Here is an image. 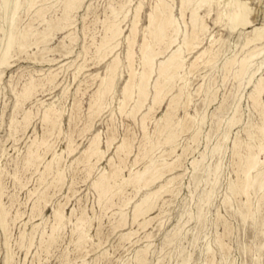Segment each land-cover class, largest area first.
Here are the masks:
<instances>
[{"label": "rangeland", "instance_id": "1", "mask_svg": "<svg viewBox=\"0 0 264 264\" xmlns=\"http://www.w3.org/2000/svg\"><path fill=\"white\" fill-rule=\"evenodd\" d=\"M64 1L34 0L30 9L19 11V28L29 26L34 35L27 45L11 49L7 66L0 68V207L5 222V227L0 222V264H141L139 255L143 264H264V188L251 189L248 196L240 183L236 191L230 189L245 169L248 153L264 161V88L257 101L249 97L254 82L264 78V65L259 67L264 52L248 61L243 75L238 69L247 50L255 47L245 46L251 30L264 25V0H242L249 12L244 26L231 21L233 0H210L209 7L199 10L206 24L203 42L197 52H183L188 64L210 47L209 60L192 72L181 70L188 88L159 121L179 82L152 111L150 93L132 115V101L119 108L129 72L141 69L143 26L158 0H80L72 25L60 29ZM162 1L173 7L181 41L189 31V13L182 19L180 0ZM43 6L41 21L37 11ZM137 6L134 37L128 34ZM114 19L123 33L109 41L114 47L110 53L101 44ZM128 39L133 42L129 63ZM115 56L113 89L102 98L99 112L89 113L100 78ZM142 113L149 115L144 129ZM169 120L177 133L172 153L163 143ZM178 125L187 131L178 132ZM95 134L102 153L90 159L85 150ZM145 166L161 173L148 188L137 191L131 178L123 181ZM101 178L111 184L104 197L94 186ZM167 180L151 212L134 219V203Z\"/></svg>", "mask_w": 264, "mask_h": 264}, {"label": "bare ground", "instance_id": "2", "mask_svg": "<svg viewBox=\"0 0 264 264\" xmlns=\"http://www.w3.org/2000/svg\"><path fill=\"white\" fill-rule=\"evenodd\" d=\"M209 1L210 0H180L179 5H178V11H179V14L181 15L182 19L184 18L186 12L189 13V21H188L189 22V31L184 37L182 36L183 39L182 40L180 39L181 41H178V42H177V36H178L179 28L177 26L178 23H176V18L173 14L172 5L170 3H168L167 1L158 0V1H155V3H153V5L150 6L151 12H149L150 14L147 16V23L143 26V36L141 38L142 43H141V45H139V53H140L139 65H140L141 69L137 73L135 71H132V70L129 72L128 78L125 80V82L122 86V89H121L122 99L119 102V108L120 109L122 108V106L124 104L132 101V104H131L132 106H131V110H130L131 115L138 112L139 110H141L143 105L148 101V99H150V98H148L149 93H150L151 94V100L148 102V105H149L148 110H151L154 105L161 104L163 97L166 96L165 94L168 92H171L172 88L177 84V82H179L177 92L174 95L172 94L171 100L168 104V107H167L165 113L162 116H160L158 121L160 119H164L167 116V114H168V112H169V110L173 104H176V105L179 104V103L177 104L178 98H180V96L183 94V91L188 88V83L184 79L185 74L181 73V70L184 68H187V70H189V72H192L199 65V62L206 63L209 60V59H207L206 56L208 54H210V52H211L210 47H207L205 50L200 51L199 54L197 56H195V58L188 64H186V62H185L186 56L184 55V52H183V48L186 50L187 55H189L193 52H197L195 49H198L199 46L202 44L203 36L206 33V24L203 21V17L199 13V10L204 6L209 7L211 5V3ZM33 2H34V0H0V11H1V18H2V25L0 26V31H1V36H0V68L7 66V64L9 62L8 59H9V53H10L11 49H13L15 47L19 48L22 45H27L29 39L34 35L32 28L29 26L25 27L24 29L19 28V11L21 9H24V8H26V10L30 9L33 5ZM209 3H210V5H209ZM233 6H234L233 7L234 9L231 12V21L233 22L234 26H244V25L248 24L249 21L247 20V15L249 12H247L248 10H247V5H246L245 1L233 0ZM79 7H80V0H65L64 1L63 6H62V13H61V16L59 18V23H60L59 28L60 29L65 28V27L67 28V26L72 25V21H71L72 15ZM140 8H141V6L136 7L135 13L133 15V19H131L132 21H131V27L129 29V34H128L129 36H131L130 34L134 33V37H135L138 12H139ZM120 10H122V9H120ZM45 13H46L45 6L41 7L40 9L38 8L37 14H38V17L41 19V21L45 20ZM111 13L116 14L115 9H113L111 11ZM117 14L119 15L118 11H117ZM120 14H122V13H120ZM123 18H124V16H123ZM122 20L123 19H121V22H122ZM119 23L117 22L116 19H114L111 22H109L105 28L106 33H105L104 38L102 39V41H104V42L101 45L104 48H107V50L109 49L110 53H112V50L114 47H110L108 45L109 41L111 42L113 39L115 40V38L118 37L120 35V33H123L120 31L119 26L121 24L119 25ZM49 27H50V23L46 22V30H48ZM251 33H252V37L246 40L245 46H247L250 43H253L255 45V47L248 49L245 56L240 60L239 66H238L240 75L244 74L246 67L248 65V61L251 58H253L255 56L258 57V55H260L264 52V45H263V43H264V25L255 26L251 30ZM43 34H45V32ZM68 34H71V33L69 32ZM44 36L45 35H43L42 37H44ZM148 38L150 39V41H148ZM35 39H36V37H35ZM43 40L41 39V41H43ZM213 41L214 40H212L211 43ZM132 43L133 42L130 39H128L127 48L125 50V59H126L127 63L130 62V60L132 59V56H133ZM114 45H116V44H114ZM96 48L98 49V46ZM99 51H101V50L99 49ZM118 63H119L118 56H115L113 59H111V61L109 63H107L106 69H105V75L100 78L99 86H98L97 90L95 91V93L93 94L92 102L89 104V108H88L89 113H93L94 111H96L103 102L102 98L105 95H108L109 93H111V91L113 89L114 81L116 78V69H117ZM263 65H264V58L261 60L259 67H261ZM259 67L252 72L251 77L256 73V71L259 69ZM156 70H157V73L153 76V73ZM263 82H264V78L262 76H260L254 82L253 89L249 94V97L251 99H253L255 101L258 100V99L256 100V98L257 97L259 98L260 93L262 92V90L264 88ZM189 101H190V98L187 96L186 101H185V105H187V103ZM103 105H104V103H103ZM48 110H49V108H46L45 115L43 114L45 117H47L49 115ZM169 114H171V113H169ZM147 115L148 114H145V113L144 114L142 113V115H141L142 116L141 117V124H142L143 129L145 128L144 122H146L145 119H146ZM51 117H53V115ZM55 118H54V120H55ZM170 120L168 123L166 122L167 127L169 128V131H168L169 133L168 134L166 133L167 135L165 137H163L164 138L163 143L168 144V146H169V149H168L169 152L168 153H172L174 151L173 142L177 136L176 131H174L175 129L173 130L174 132L171 131L172 126L170 127L168 125L170 123ZM176 124H177V122H176ZM185 127H183V125H178V132L187 131L188 128H185ZM176 128H177V126H176ZM260 131L262 133V136H264V127H262L260 129ZM155 147H156V145H153L151 150L154 149ZM120 151L122 152V149ZM85 152L86 153L88 152L90 159H91V157H94V156L95 157L98 155L100 156L102 151L99 147V140H98L97 134L92 136L90 143L87 146ZM118 152H119V150H118ZM143 157H145V156H142V158ZM201 157H204V155L202 153H201ZM244 161H245L246 167L241 172L240 178L235 183L230 184V189L232 191H236L237 185L240 183L242 192L245 194V196H248L249 190L255 189V191H259V190L264 188V161H259L254 155L249 154V153H248V156L246 157V160H244ZM88 162H90V161H88ZM96 162H97V159H96ZM259 164H262V166L258 167ZM160 165H162V164H160ZM163 165H164V163H163ZM165 165L167 166L168 164L166 163ZM170 165L168 167H170ZM151 168H150V166H145L142 170L131 171L128 174V178L123 179V181L129 182L128 179L131 178L132 184L135 186V190L137 189V191H138L140 188H145V187L151 185L152 183H154L155 181H157V179H159L161 177L160 172H159L160 174H157V172L154 173L155 171H158V170L155 169V171L153 170L154 172H152L150 170ZM163 168L166 169L165 166ZM252 170L254 171V174L251 175ZM115 173H116V169H115ZM56 176H58V178H60L59 173H57ZM103 179L104 178H101L99 182L94 183V186L96 187V189H98L101 197H104L107 194V191H108L107 187L110 184L109 183L107 185L103 181ZM111 179H114V177ZM105 181H106V179H105ZM124 182H122V183L124 184ZM168 183H169V180H167V182H164V184L160 185L156 190L146 191L141 196V198L136 203H134L133 210H132L133 211L132 214H133L134 219H136L138 216H141V215L145 216L146 214L151 212V210L154 208V204H155V200L157 198V195L166 191L167 185H169ZM109 189H110V187H109ZM168 190L170 191V189H168ZM99 193H98V195H99ZM125 204H127V203H125ZM58 217H59V214H57V218ZM122 220H123V218H122ZM122 220H121V222H122ZM145 221H143L142 224H144ZM0 222H1L2 226L5 227L4 226V223H5L4 219L1 216V207H0ZM128 234H130V232L127 234H124L123 236L128 235ZM131 234H132V232H131ZM80 238H81V236H80ZM6 258L8 259V252L6 253ZM137 259H138V261H140L141 264L144 263L143 256L139 255L137 257Z\"/></svg>", "mask_w": 264, "mask_h": 264}]
</instances>
